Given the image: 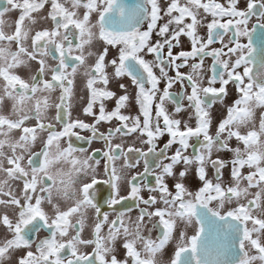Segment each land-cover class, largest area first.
<instances>
[{"label":"snow or ice","instance_id":"obj_1","mask_svg":"<svg viewBox=\"0 0 264 264\" xmlns=\"http://www.w3.org/2000/svg\"><path fill=\"white\" fill-rule=\"evenodd\" d=\"M240 4L3 0L0 264H264V0ZM78 79L91 123L72 115Z\"/></svg>","mask_w":264,"mask_h":264},{"label":"flooded vegetation","instance_id":"obj_2","mask_svg":"<svg viewBox=\"0 0 264 264\" xmlns=\"http://www.w3.org/2000/svg\"><path fill=\"white\" fill-rule=\"evenodd\" d=\"M218 2L226 3V0H218ZM244 5H245V0H241L240 6L243 8ZM258 23L264 24V20H259V17L258 16L253 17L249 21V28L251 29L252 25L258 24ZM200 31H201V34H203L205 30L204 29H201ZM258 32H259V27H257L256 30L252 32L253 39H254L253 46L256 49V53L255 54H256V57H257L256 62H254L251 65V67H253L254 71H258L259 70L260 45L255 40V37L257 36ZM154 39H155V37H154ZM181 39H182V42H183L182 43V47L185 50H188L190 48V45H189L187 39L184 38V37H182ZM241 42L242 43H247L248 42V38H246V37L245 38H242ZM213 46L214 47H219L220 44L217 43V44H215ZM180 50H181L180 48H176V49H174V52H178ZM114 54H115V50L114 49H111L110 50L109 58H111V56L114 55ZM147 58L148 59H151L150 56L147 57ZM210 64H211V58H207L206 61H205V68L209 67ZM109 71H110V69H109ZM182 71H187V69H182ZM123 82L130 85V81L127 80V79H125ZM110 87H112L113 90H116L118 92V94H121L114 83L112 85H110ZM161 87H163V84H161ZM229 89H230V95H229V97L227 99V103H231L232 100L235 98L234 90L232 89L231 85L229 86ZM130 91H134V89L131 88V86H130ZM172 91L173 92H179L180 91V85L179 84L175 85L173 87ZM86 100H87V95H86V90L84 88V83H83L82 80H79L78 79L77 80V84H76V88H75V100H74V104H73V112H72V115H73L74 118L79 117L81 119H84L86 122L91 123L92 122V118L91 117H86L82 113V107L85 105ZM113 107H114V102L113 101L106 102V108L108 110H111ZM167 107H168L169 111H171L172 105L171 104H168ZM217 107H219V106H217ZM53 113H54V109L53 110H50V114H53ZM125 114H131V115L138 114V107L135 106L134 103H131L130 102L129 107L125 110ZM115 123H116L115 121H113L111 124H109V123H101L98 126V130L100 132H105L106 133V131L109 128L115 126ZM76 131H78L80 133V135L83 136V137H85V138H87L88 136H90V132L88 130L77 129ZM212 131L213 132L215 131V127H213ZM167 139H168L167 136L163 137L158 142V147H162L163 143L166 142ZM72 140H73L74 146H76L78 148H84V149L88 150L89 154H93V151L94 150H97V151H99L100 156H102L103 150H105V143H104V141L102 139H97V140L93 141L91 144H89L86 139L78 140L75 137H73ZM117 142H122L123 144H125V146L131 145V144H135V146H137V147H140L141 146L139 144V141L136 139V136L135 135L129 136V137L125 138L123 141H117ZM233 144H235V141H233ZM36 147L38 148L39 145H37ZM172 150L174 151V148ZM189 152H191V149H189ZM230 155H231L230 153H225L224 154L225 158L230 157ZM97 158H99V156ZM140 170H142V168H137V169H135L133 171H140ZM245 171H247V170L245 169ZM209 174L211 175V170H209ZM226 178H227V171H226ZM149 179H151V177ZM187 183H188V185H189L190 188L191 187H195V186L198 185V181H195L192 178H190ZM97 192H98V194L102 192L104 198L107 199V197L109 195V188H108L107 185L101 184L99 186V188L97 189ZM121 194L122 195H126L127 193L122 191ZM141 194L145 198H147V196H148L149 193L145 189L144 191H142ZM101 203H103V201H101ZM127 204H128L129 207L132 208V212L130 213V215L132 217H135L138 214V212H139V208L135 207V205L133 204L132 201H128ZM104 210L105 211H108L110 213V216L112 215V209L108 208L106 205L104 206ZM121 210H123V209H121ZM187 231H188V235L194 234L193 231H192V229H191V227H189V229ZM0 232H2V230H0ZM84 235L87 236L88 235V232L86 231L84 233ZM152 236H153V238H155V236H156V232L155 231L152 233ZM117 247L119 248V245ZM88 250H90V249H88ZM171 251H172V245L170 244L166 248L165 255H167ZM123 255H124L123 249H120V251H119V257L120 258H123Z\"/></svg>","mask_w":264,"mask_h":264},{"label":"rangeland","instance_id":"obj_3","mask_svg":"<svg viewBox=\"0 0 264 264\" xmlns=\"http://www.w3.org/2000/svg\"><path fill=\"white\" fill-rule=\"evenodd\" d=\"M16 16V13H12V18H14Z\"/></svg>","mask_w":264,"mask_h":264},{"label":"water","instance_id":"obj_4","mask_svg":"<svg viewBox=\"0 0 264 264\" xmlns=\"http://www.w3.org/2000/svg\"><path fill=\"white\" fill-rule=\"evenodd\" d=\"M3 3V0H0V4H2Z\"/></svg>","mask_w":264,"mask_h":264}]
</instances>
